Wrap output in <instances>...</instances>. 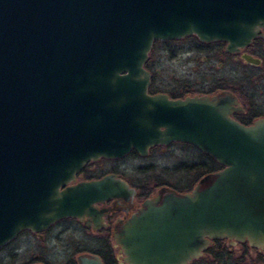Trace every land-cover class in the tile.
Here are the masks:
<instances>
[{
    "label": "water",
    "instance_id": "water-1",
    "mask_svg": "<svg viewBox=\"0 0 264 264\" xmlns=\"http://www.w3.org/2000/svg\"><path fill=\"white\" fill-rule=\"evenodd\" d=\"M262 25L264 0H0V245L62 216L99 227L103 200L134 188L112 172L75 179L81 165L182 139L220 167L183 191L159 186L114 223L123 264H186L213 238L264 251V116L231 117L228 90L148 92L143 65L154 39L231 50ZM74 264L105 263L80 251Z\"/></svg>",
    "mask_w": 264,
    "mask_h": 264
},
{
    "label": "rangeland",
    "instance_id": "rangeland-1",
    "mask_svg": "<svg viewBox=\"0 0 264 264\" xmlns=\"http://www.w3.org/2000/svg\"><path fill=\"white\" fill-rule=\"evenodd\" d=\"M166 43L173 45V47H169L171 49L168 51L177 54L169 56L167 51L162 49ZM166 43L158 41L153 45L149 54V58L154 60V66L157 70L152 88H165L167 86L165 89H168L170 85L167 82L171 83L174 78L195 79V77H203L206 81L204 84H210L215 80L213 79L216 76L214 64L218 60V55L215 53L216 46L214 43L209 44L208 48L204 49L177 52L175 46L193 45L194 42L189 41V38H184ZM203 55L209 56V59L204 61ZM186 56H190L188 60L185 59ZM155 156L157 157L153 160ZM201 158H203L202 155L196 149L190 146L175 145L162 150L152 149L144 156L127 153L118 160H106L99 157L93 160L91 165L94 167V173L114 167L131 180L140 176V172L135 171V165L143 166L150 164V162H161L162 165L164 164L163 166L156 165L148 173L149 179L159 176L178 188H184L193 183L199 173V168H194L195 165L191 168L176 166H179L181 162L190 164V162ZM157 172L162 174L158 175ZM103 234L105 233L102 230H90L83 227L73 218H63L55 222L49 230L42 233L40 238L21 228L13 237L0 245V264H30L39 259L45 264H71L75 255L81 250H103L101 243ZM108 244L113 252H120L112 238ZM224 244L231 253L229 258L216 259L203 252L186 264H264V251L261 249L240 241Z\"/></svg>",
    "mask_w": 264,
    "mask_h": 264
},
{
    "label": "flooded vegetation",
    "instance_id": "flooded-vegetation-1",
    "mask_svg": "<svg viewBox=\"0 0 264 264\" xmlns=\"http://www.w3.org/2000/svg\"><path fill=\"white\" fill-rule=\"evenodd\" d=\"M184 38H189V41L192 40V42H194L193 45L191 44H186L183 46L177 45L175 46L176 52L183 50L191 51L195 49H202V48L204 49V48H208L207 46L209 44L212 43L215 44L216 46L215 53L218 55V60L214 64V69L216 70V76H214V78L212 76V78L215 80L212 81L210 84L209 83L204 84L206 81L205 78L203 77H195V79L191 78L192 80L189 78H181V79L176 78L175 79L176 81H174L173 79L171 83L168 82L170 88L163 90L161 87H157L153 91H148V86H147L148 92L161 91V92H165L168 97H182L185 94H193V93L210 94V93L218 92L220 90H228L235 97V102L232 103V108L228 113L231 117H233L234 119H236L237 121L243 124H247L256 117L264 116V25L260 26L259 32L254 36H252L246 43L242 45H238L231 50H226L224 48L225 41L222 39H212L207 41L199 40L195 37L194 34L191 33L184 34L179 37L162 38V39H154V40H162V41L166 40L167 42H169V41L181 40ZM166 45H168L167 48L173 47L171 43H167ZM171 54L174 56L177 53H171ZM244 55H248L249 58L254 59V61L246 59ZM190 56H186L185 59L188 60ZM202 59L206 61L209 59V56L207 57L206 55H203ZM149 84H150V77H149L148 85ZM175 145L190 146L196 149L197 151H199V153L202 155L203 158H201L200 160L192 161L190 163H199L203 165L206 163V161L203 160L204 155L211 158L206 153L200 151L193 144L182 139H170L167 142H156L151 145H148L146 148V152L143 155L138 154L133 148H131L126 153L118 157H102V156L99 157L104 158L106 160H118L127 153H134L140 156H144L147 153H149V151L152 149L158 148L159 150H162L164 148H168L170 146H175ZM156 157L157 156L153 157V160ZM95 159H90L85 161L81 165V167L75 172L74 178L82 179V178L98 177L106 172L116 173L118 176L123 178L128 183V185L134 188V193L129 201H118L111 197L105 198L101 203L105 211L101 215V224L97 228H91L90 225H85L80 219H78L75 216H62L55 219L54 221H52L42 229L31 230L27 227H25L24 229L30 231L31 233L35 234L38 238H40L42 236V233L46 230H49L53 226V224H55V222L63 218H73L77 220L85 228H88L90 230H102L105 233L103 234L102 242L106 240L109 243L111 240L110 231L114 223L116 224L122 219H124L131 211H133L139 205V203L144 197L151 195L156 190V188H158L161 185H164L178 191H183L190 188L193 185V183H195V181L198 179V177L202 175V173L200 175L198 173L197 177L194 179L193 183L190 186L184 188H178L174 184H170L169 182L166 181V179L161 178L159 176L157 177L155 176L151 178V180L149 179L150 177L148 173L152 169H154L156 165L163 166L164 164L162 165L161 162L160 163L156 161L150 162V164H146L143 166L140 164L135 165L136 168L135 171L136 170L139 171L140 176L129 180L122 174L121 171H117L114 167H109L105 170L100 171L99 173H94L93 172L94 167L91 165V162ZM208 166H211L212 168L206 170V172L212 171L220 167V164L216 166V164H213L211 162V165ZM176 167H180V166H176ZM157 174L160 175L162 173L157 172ZM219 239H221L225 243L228 242L226 238H219ZM240 242H245V241H240ZM207 245H209V243ZM111 255L112 258L114 259L115 264H123L120 252L115 253L111 249ZM192 259H190L189 261H191ZM34 263L45 264L40 259L30 264H34Z\"/></svg>",
    "mask_w": 264,
    "mask_h": 264
},
{
    "label": "trees",
    "instance_id": "trees-1",
    "mask_svg": "<svg viewBox=\"0 0 264 264\" xmlns=\"http://www.w3.org/2000/svg\"><path fill=\"white\" fill-rule=\"evenodd\" d=\"M159 42H163V43H166L167 41L166 40H153V43H152V46L151 48L153 47V45L155 43H158ZM166 41V42H164ZM167 44V43H166ZM164 44L162 49L164 51H167V54L170 56L171 55V52L168 51V48L166 45ZM151 48L148 50V55L146 57V59L144 60V67L147 68L150 72V84L148 85V91H153L154 89H156L157 87H153L152 88V85H153V80H154V77L157 75V70H156V67L154 66V60H152L151 58H149V54H150V51H151ZM170 49V48H169ZM176 78H174V81ZM177 79H180V78H177ZM169 82V81H168ZM167 82V84H168ZM167 87V86H166ZM165 87V88H166ZM163 90L165 88L161 87ZM172 90H173V87H172ZM204 161H206L205 164H199V163H190V164H184V163H180L179 166L180 167H183V168H191L193 167L194 165V168H199V175L203 172L205 173L206 170H209L210 168H212L211 166H208V165H211V162L213 164H216V166H218L219 164L217 162H215L214 159H211L209 158L208 156L204 155ZM208 172V171H207ZM224 241H222L221 239L219 238H213V239H210V242H209V245L206 246V248L203 250L204 253H207L208 255H211L213 258H222V259H227L230 257V251L226 249V244L223 243ZM101 243L103 244V250H98V249H94V250H81V251H90V252H94L96 254L99 255L100 259L102 260V262H104L105 264H115L114 263V259L112 258V255H111V248H110V245L108 244V242L106 240H104V242L101 241ZM101 246V247H102ZM75 262L72 261L71 263ZM74 264V263H73Z\"/></svg>",
    "mask_w": 264,
    "mask_h": 264
}]
</instances>
